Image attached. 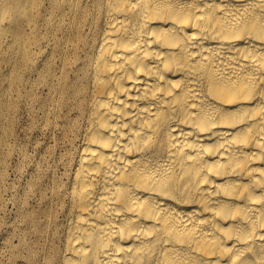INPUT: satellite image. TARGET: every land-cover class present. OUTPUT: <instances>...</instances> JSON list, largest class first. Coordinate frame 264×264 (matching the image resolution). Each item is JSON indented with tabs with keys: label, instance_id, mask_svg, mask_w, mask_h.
Listing matches in <instances>:
<instances>
[{
	"label": "bare ground",
	"instance_id": "obj_1",
	"mask_svg": "<svg viewBox=\"0 0 264 264\" xmlns=\"http://www.w3.org/2000/svg\"><path fill=\"white\" fill-rule=\"evenodd\" d=\"M45 23L79 141L48 263L264 264V0H63Z\"/></svg>",
	"mask_w": 264,
	"mask_h": 264
},
{
	"label": "rangeland",
	"instance_id": "obj_2",
	"mask_svg": "<svg viewBox=\"0 0 264 264\" xmlns=\"http://www.w3.org/2000/svg\"><path fill=\"white\" fill-rule=\"evenodd\" d=\"M8 1L0 0V264H49L65 223L58 195L79 144L48 74L62 64L45 39V21L63 0H33V19L18 20L20 29L3 16ZM23 35L22 62L13 44Z\"/></svg>",
	"mask_w": 264,
	"mask_h": 264
}]
</instances>
